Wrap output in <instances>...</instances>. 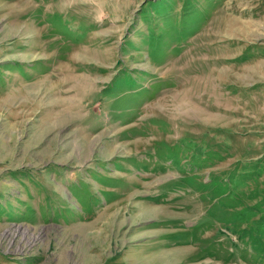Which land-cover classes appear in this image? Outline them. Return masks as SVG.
Segmentation results:
<instances>
[{
    "label": "rangeland",
    "instance_id": "1",
    "mask_svg": "<svg viewBox=\"0 0 264 264\" xmlns=\"http://www.w3.org/2000/svg\"><path fill=\"white\" fill-rule=\"evenodd\" d=\"M0 264H264V0H0Z\"/></svg>",
    "mask_w": 264,
    "mask_h": 264
},
{
    "label": "bare ground",
    "instance_id": "2",
    "mask_svg": "<svg viewBox=\"0 0 264 264\" xmlns=\"http://www.w3.org/2000/svg\"><path fill=\"white\" fill-rule=\"evenodd\" d=\"M15 233H16L15 231H11V230H10L8 234H9L10 236H14ZM165 256H166V259H168V257H172L169 253H168V255H165Z\"/></svg>",
    "mask_w": 264,
    "mask_h": 264
}]
</instances>
